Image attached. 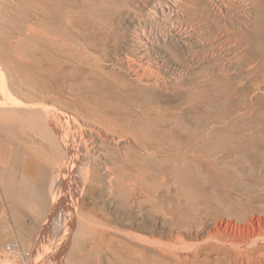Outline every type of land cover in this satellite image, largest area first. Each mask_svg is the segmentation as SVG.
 Instances as JSON below:
<instances>
[{
    "label": "bare ground",
    "instance_id": "bare-ground-1",
    "mask_svg": "<svg viewBox=\"0 0 264 264\" xmlns=\"http://www.w3.org/2000/svg\"><path fill=\"white\" fill-rule=\"evenodd\" d=\"M31 1L38 40L81 80L80 112L0 98V137L11 154L19 147V192L38 212L46 258L75 232L85 257L264 264L263 219L207 223L213 187L199 177L201 165L209 178L221 166L264 182L256 173L264 172V127L242 113L264 86V0ZM184 230L199 240L194 247Z\"/></svg>",
    "mask_w": 264,
    "mask_h": 264
},
{
    "label": "rangeland",
    "instance_id": "rangeland-1",
    "mask_svg": "<svg viewBox=\"0 0 264 264\" xmlns=\"http://www.w3.org/2000/svg\"><path fill=\"white\" fill-rule=\"evenodd\" d=\"M30 1L31 0H0V94H3L0 98L3 99V96L5 98V95L17 96V99L27 98L30 100L32 98L33 100H40L47 103L49 106H55L62 111H67L66 109L69 108L70 110H78L80 112V109L77 107L78 105H76L77 102L74 93L78 86H81V80L74 76H70L65 69V67H67L66 63L63 61L60 54L55 52L56 50H54V48L48 43L42 44L38 40L40 36L39 26L37 27L36 23H34L38 20V14L34 9H28V4L32 2ZM23 4L25 6L27 4V12H24L26 7L24 8ZM41 47L52 49L48 53H43V50L40 49ZM42 55L44 57H53V62H45L42 64L38 60L39 56ZM55 62H57V64ZM247 85L252 86L250 83ZM263 89L264 86H262L261 90L257 89L258 95H255L252 99L250 98L251 96L248 97L247 103L250 101L247 106L248 109L244 108L242 111V113L246 111V120L248 123L251 121V118L254 117L261 121L262 124H259V126L257 125V128L264 127V121H262L264 120ZM234 97L236 96L234 95ZM254 98H257V101ZM237 100L236 98L234 99L235 104L237 103L235 107H237L240 101ZM259 101L260 103H258ZM74 105L76 107H74ZM249 111L252 112L253 117ZM29 116L35 118L37 115L35 116V112L31 110ZM23 122L25 123V121ZM24 123L21 122L20 125L22 128L24 127L23 129L26 128L27 130L29 124ZM253 125L256 126L254 123L252 126ZM248 126L249 124H246L243 127ZM236 128L238 127H230L232 130ZM5 142L7 141L0 137V264H24L18 257L6 251V243L12 240H18L25 244L32 256L31 264H129L127 259L117 258L109 253H104L101 257L95 253L90 254L89 257L82 256L80 252L83 248L75 241V232H73L70 240L64 243L58 253L54 254L52 257L46 258L41 251L42 246L39 239L40 227L35 221L36 213L38 212L33 206L25 205L22 201L23 196H21L19 192L22 184V182H20L22 179H20L19 168L23 160L22 156L16 153L19 147H13L14 150L12 155L10 152L6 151L3 146ZM230 168L229 165L228 169H233ZM223 171L224 169L221 171V166H218L217 173L209 178L205 169L202 168V165L199 170L201 184H208L213 187V205H211L210 211L214 213L209 211L212 215H207L205 221L210 223V221H213L217 217V219H219L221 216L223 220L236 221L237 219H241L244 221L243 218L246 216H256L261 217L264 223V182L261 181L258 183L255 181L253 175L249 174L246 176V174H243L239 170H237V173L230 171L225 172V174L222 173ZM256 173L263 176L264 179V175H262L264 172ZM37 182L36 179L28 182V185L31 186L29 193ZM197 191L200 190L198 189ZM13 201H16L17 204L20 205L14 207ZM107 207L113 212L117 211V207L113 202L107 204ZM227 210H229V212ZM158 219L160 220L161 217H158ZM117 221V224L121 228H127V226L120 223L121 219ZM51 228L55 230L56 225L53 227L51 225ZM156 228L162 229L160 225H158V227L156 226ZM182 234L185 238L183 243L188 247L191 245L194 247L195 244L199 242L194 233L193 235L187 230H184ZM188 242L191 243V245H189ZM50 246L51 249L56 250V245L54 243H51Z\"/></svg>",
    "mask_w": 264,
    "mask_h": 264
},
{
    "label": "built area",
    "instance_id": "built-area-1",
    "mask_svg": "<svg viewBox=\"0 0 264 264\" xmlns=\"http://www.w3.org/2000/svg\"><path fill=\"white\" fill-rule=\"evenodd\" d=\"M6 251L18 257L24 264L32 263L31 253L27 250L25 244L18 240H12L6 243Z\"/></svg>",
    "mask_w": 264,
    "mask_h": 264
}]
</instances>
